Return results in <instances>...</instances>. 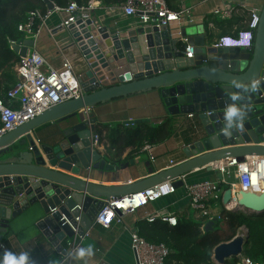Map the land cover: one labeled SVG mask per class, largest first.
<instances>
[{"label": "water", "instance_id": "water-1", "mask_svg": "<svg viewBox=\"0 0 264 264\" xmlns=\"http://www.w3.org/2000/svg\"><path fill=\"white\" fill-rule=\"evenodd\" d=\"M45 1L48 9H53V0ZM61 29L69 32L71 46L86 62L87 69L78 76L85 94L47 109L0 140V259L6 252L4 239L11 222L37 205L45 215L37 222L38 228L61 251V242L74 236L73 227L82 234L93 226L104 200L135 194L169 180L179 189L184 186L182 178L191 173L214 172L229 159L264 156V4L252 47L223 50L188 40L196 48L193 58H185L186 44L173 38L168 26L140 25L113 32L77 14L76 23ZM34 47L35 40L24 37L11 45L19 57ZM235 55H240L239 59ZM152 91L158 92L171 117L200 115L207 137L186 150L185 161L158 173L150 168L148 178L113 186L94 182L99 172L124 170L134 165V160L117 168L92 147L97 124L92 109ZM233 107L237 112L229 116ZM146 121L129 120L125 124ZM64 122L66 126L48 142L38 140L36 144L34 135L41 126ZM231 201L228 188L223 203ZM236 201L232 211L240 212L244 207L243 213L264 216V186L260 191L237 190ZM214 224L207 222L205 232ZM248 239L247 232L219 244L214 249V261L226 264L241 256Z\"/></svg>", "mask_w": 264, "mask_h": 264}, {"label": "crops", "instance_id": "crops-1", "mask_svg": "<svg viewBox=\"0 0 264 264\" xmlns=\"http://www.w3.org/2000/svg\"><path fill=\"white\" fill-rule=\"evenodd\" d=\"M263 4L264 0H177L173 3L175 7L173 10L190 9L191 21H188L189 18L187 17V20L172 23L169 27L170 32L172 37L177 39L180 44L184 42V39H187L198 43L206 42L207 46H215L220 38L237 35L238 32L245 30L251 17L249 9L257 8L261 11ZM228 6L234 8L230 14L225 13ZM216 10L221 11V13L215 14ZM99 11L104 13L100 14ZM91 16L95 26H107L113 32H126L140 26L138 17H125L121 11L117 9L108 10L103 6L95 9ZM61 18V15L54 14L43 27H40V34L35 40L34 49L31 51L40 52L47 60L48 67L52 68H60L65 60H70L74 64L76 74L79 76L87 69V65L80 51L71 46L72 40L69 32L61 29L63 27ZM235 57L239 59L240 55H235ZM92 110L97 119L96 130H103V142L100 148L103 154L110 153L107 138L109 131L105 128L107 126L113 127L117 124H125L129 120H148L144 123L149 126H160L166 120H170L175 128L170 139L161 144L153 145L155 161L150 159L148 153L140 150L122 163L134 160V165H130L124 170L99 172L98 176L93 178V181L105 186L121 185L148 178L151 176L149 174L150 168L155 173L164 171L170 168L171 159L179 164L188 158L186 150L190 146L201 143L207 137L205 125L200 115L194 113L192 114L193 117H190V114L171 117L166 108L160 103L159 94L156 91L116 99L101 104ZM66 123H48L41 126L34 135L35 141L43 138L47 139L57 133L59 129L65 127ZM131 150L127 149L122 158L125 159ZM107 162L117 168L122 165L117 166L108 159ZM219 177L220 173L217 170L214 172L200 170L189 174L186 177V182L191 184L207 179L217 180ZM230 180L235 182V176L232 175ZM37 206L41 213V219L45 215L42 213L40 205ZM223 208L221 202L212 204V210L215 213L220 214ZM133 213H135L134 216H130ZM152 214L175 216L177 219H204L198 218L194 214L189 197L182 187L172 195L149 203L135 212L122 215L109 228L97 224L90 226L87 230L89 236L82 242L81 247L85 250V255L81 257L77 252L69 263L62 262V254L46 239L37 223L35 235L28 237V240L26 239L24 242L15 236L5 238V250L16 255L22 252L27 253L29 264H136L131 248L132 234L138 231L139 223L147 221V218ZM206 224L207 222L205 226ZM68 239L66 238L62 243H65ZM88 249H91V255L88 254Z\"/></svg>", "mask_w": 264, "mask_h": 264}, {"label": "built area", "instance_id": "built-area-1", "mask_svg": "<svg viewBox=\"0 0 264 264\" xmlns=\"http://www.w3.org/2000/svg\"><path fill=\"white\" fill-rule=\"evenodd\" d=\"M66 7H59L54 4L53 9L42 15L39 11L30 12L26 22L18 26V30L24 34V38L36 40L40 34V27L46 24V21L54 14L62 16L61 24L63 27H69L76 23L77 14L83 20L92 18L91 14L95 9L103 6L100 0H90L86 6H81L76 0H68ZM108 10L117 9L125 17H138L140 25H154L157 27H170L174 22L182 20L191 21L190 9L182 8L179 11L173 10L168 5L167 0H127L117 7L107 8ZM234 8L228 6L225 13L230 14ZM250 20L245 30L240 31V36L232 35L219 39L216 48H230L240 46L250 48L253 46L255 31L260 22V10L257 8L249 9ZM221 11L216 10L215 14ZM36 20H40L38 30H35ZM185 45V58H193L196 48L188 44V40H183ZM16 43V42H13ZM12 43V44H13ZM17 74V83L8 91L7 96L10 104H5L0 97V140L4 135L11 132L18 126L24 124L40 115L47 109L62 104L66 101L80 98L85 94L78 74L74 70V64L70 60H65L60 68L48 67L47 60L38 51H29L25 57H20L15 66ZM210 114V113H208ZM190 117H193L190 114ZM103 136L96 132L92 135L91 144L94 149L100 150L103 142ZM39 145L38 143H36ZM142 151L149 154L150 159L155 161L154 146L146 143ZM177 165L174 159L170 160V167ZM217 171L220 177L217 180H202L195 183H187L184 176V186L190 206L195 210L198 218H204L206 222L221 220L220 214L212 210V204L222 203L223 207L229 209L228 204L223 203V195L229 186L232 191V199L236 201L237 190H246L252 188L260 191L264 185V156L246 157L244 161L229 159L223 161ZM235 176V182L230 177ZM259 181L260 184L256 183ZM174 180H169L148 188L144 191L104 200L98 209L94 223L109 228L115 220H119L124 214L135 212L149 203L156 202L162 198L176 193L177 189L173 184ZM237 188V190H235ZM235 198V199H234ZM241 211H245L241 207ZM156 219L168 223L175 227L178 219L175 216H161L152 214L147 218V222H154ZM79 221V218L76 219ZM74 236L62 243V262L69 263L73 255L80 251L82 242L89 236V231L80 234L78 228H74ZM246 230V234H247ZM241 234V235H246ZM131 248L134 253L136 264H166V259L170 254V249L165 244H152L142 237L138 231L132 234ZM240 264H264L255 263L251 259L242 257Z\"/></svg>", "mask_w": 264, "mask_h": 264}, {"label": "trees", "instance_id": "trees-1", "mask_svg": "<svg viewBox=\"0 0 264 264\" xmlns=\"http://www.w3.org/2000/svg\"><path fill=\"white\" fill-rule=\"evenodd\" d=\"M79 5L86 6L90 0H76ZM103 7H117L127 0H100ZM167 0L170 8L174 9V2ZM59 7H66L68 0H54ZM39 11L45 15L48 5L45 0H0V97L5 104H10L8 91L17 83L15 66L20 57L12 50L11 45L24 37L18 26L26 22L30 12ZM40 20H36L35 30H38ZM109 132L108 151L105 157L119 166L126 159L138 153L146 143L161 144L170 139L175 131L174 124L166 120L160 126L146 123L134 126L117 124L105 127ZM102 135L103 130H96ZM49 138V137H48ZM47 139H41L46 143ZM127 149H132L123 159ZM227 188V186H225ZM41 213L35 206L11 222L9 232L5 238L15 236L21 241L32 237L36 232V223ZM221 220H216L214 228L205 232L206 220L179 218L175 227L161 219L154 222L142 221L138 226V233L152 244H165L170 249L166 264H216L213 260L214 249L221 243L235 238L238 231L248 229L249 239L244 246L243 254L227 261L226 264H240L242 257L251 259L255 263H264V216H254L243 212L222 209ZM40 238V236H39ZM28 240V239H27Z\"/></svg>", "mask_w": 264, "mask_h": 264}, {"label": "clouds", "instance_id": "clouds-1", "mask_svg": "<svg viewBox=\"0 0 264 264\" xmlns=\"http://www.w3.org/2000/svg\"><path fill=\"white\" fill-rule=\"evenodd\" d=\"M237 36H240L239 32H238ZM228 49H246V48L240 47V46H232V47H230ZM236 112H237V109L235 107H233V108H231L229 110L228 114H229V116H231V115L235 114ZM228 188L229 187H227V189ZM78 254L81 257L84 256L85 255V250L84 249H80ZM88 254L91 255V249H88ZM0 264H29V259H28L27 253H25V252H22L19 255H16V254H14L12 252H6L4 254L3 258L0 259Z\"/></svg>", "mask_w": 264, "mask_h": 264}, {"label": "rangeland", "instance_id": "rangeland-1", "mask_svg": "<svg viewBox=\"0 0 264 264\" xmlns=\"http://www.w3.org/2000/svg\"><path fill=\"white\" fill-rule=\"evenodd\" d=\"M99 13L102 14V13H104V12L99 11ZM233 179H234V177H233ZM235 180H236V179H235ZM235 180H234V181H235ZM227 187H229V186L227 185ZM192 211H193L194 214H195V210L192 209ZM134 214H135V213L131 214L130 216H134ZM246 230H248V229L245 228V227H243V228H241V229L238 231V234H243V233L246 234ZM238 234H237V235H238Z\"/></svg>", "mask_w": 264, "mask_h": 264}, {"label": "bare ground", "instance_id": "bare-ground-1", "mask_svg": "<svg viewBox=\"0 0 264 264\" xmlns=\"http://www.w3.org/2000/svg\"><path fill=\"white\" fill-rule=\"evenodd\" d=\"M256 183L260 184L259 181H256ZM263 186H264V185H263ZM235 190H237V188H236ZM228 206H229V209H230V210H231V209H234L235 207H237V202H235V201H231V202L228 204ZM247 231H248V230H247Z\"/></svg>", "mask_w": 264, "mask_h": 264}]
</instances>
